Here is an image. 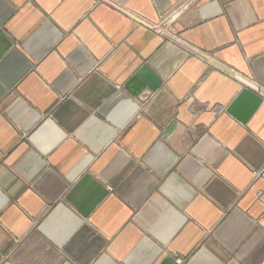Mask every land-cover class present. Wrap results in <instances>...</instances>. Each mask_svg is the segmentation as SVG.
<instances>
[{"label":"crops","instance_id":"1","mask_svg":"<svg viewBox=\"0 0 264 264\" xmlns=\"http://www.w3.org/2000/svg\"><path fill=\"white\" fill-rule=\"evenodd\" d=\"M0 264H264V0H0Z\"/></svg>","mask_w":264,"mask_h":264},{"label":"water","instance_id":"2","mask_svg":"<svg viewBox=\"0 0 264 264\" xmlns=\"http://www.w3.org/2000/svg\"><path fill=\"white\" fill-rule=\"evenodd\" d=\"M160 86V81L149 71L146 66L140 68L125 86L134 96L145 89L155 91ZM263 99L253 90L242 88L234 101L227 108V112L242 123H246L252 117Z\"/></svg>","mask_w":264,"mask_h":264}]
</instances>
